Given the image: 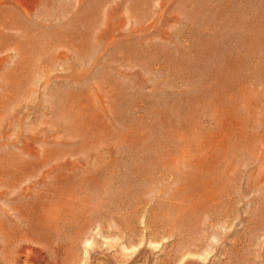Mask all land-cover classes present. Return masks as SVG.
<instances>
[{
    "label": "rangeland",
    "instance_id": "1",
    "mask_svg": "<svg viewBox=\"0 0 264 264\" xmlns=\"http://www.w3.org/2000/svg\"><path fill=\"white\" fill-rule=\"evenodd\" d=\"M0 264H264V0H0Z\"/></svg>",
    "mask_w": 264,
    "mask_h": 264
}]
</instances>
